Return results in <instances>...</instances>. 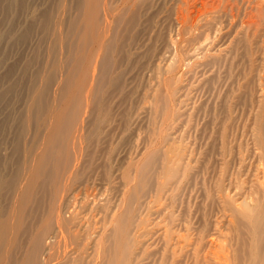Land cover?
<instances>
[{"label": "rangeland", "instance_id": "obj_1", "mask_svg": "<svg viewBox=\"0 0 264 264\" xmlns=\"http://www.w3.org/2000/svg\"><path fill=\"white\" fill-rule=\"evenodd\" d=\"M27 1L16 17L15 31L28 23L38 24L24 45L8 46V55L0 57V74L10 66L20 71L34 59L28 69L29 82L43 61L51 72L52 63L58 60L50 51V33L67 49L74 42L68 36L70 21L80 9L79 0H63L62 13L59 0ZM89 2L90 6L98 2L100 9L92 32L95 38L90 37L87 44L88 51H99L94 69L96 90L89 102L92 105L84 110L85 128L79 132L81 118L65 136L74 154L70 167L76 176L73 188L86 187L92 194L81 216L90 220L96 208L127 216L128 238L125 235L123 248H131L127 254H132L120 262L119 256V264H171L165 230L191 239V245L176 247L173 264H206L205 256L223 242V234L229 232L226 228L233 227L227 225V204L243 208L252 201L258 182L259 151L253 140L254 123L264 105V0ZM45 11L52 16L48 32L39 30ZM4 19L0 15V28ZM60 19L61 30H56L54 24ZM19 71L14 79L20 77ZM58 82L51 89L50 101L58 92ZM27 83L9 98L4 110L0 106V126L9 110L15 117L23 109ZM64 102L58 100V104ZM11 127L0 133L4 180L15 163L14 122ZM72 181L66 178L63 184L70 187ZM122 197L128 201L119 209ZM98 225L93 236L101 232ZM194 248L199 249L197 263ZM204 251L208 253L202 254Z\"/></svg>", "mask_w": 264, "mask_h": 264}, {"label": "bare ground", "instance_id": "obj_2", "mask_svg": "<svg viewBox=\"0 0 264 264\" xmlns=\"http://www.w3.org/2000/svg\"><path fill=\"white\" fill-rule=\"evenodd\" d=\"M27 2V0H0V15L5 17L3 26L0 28V57L8 55V46H20L26 42L38 24V22L28 23L21 30L15 31L16 17L26 8ZM78 5L79 14L77 13L78 16L70 21L68 35L74 42L68 49L60 44L56 34L50 33V51L58 57V60L51 65V72L47 69L48 62L43 61L41 69L33 71L32 80L26 81L30 71L28 69L35 64L34 59H31L20 71L16 66H10L0 74V106L2 107L8 105V101L10 103L9 98L23 83L24 85L29 83V85L27 83L28 96L23 109L19 110L15 117H13L14 112L9 110L4 117L5 122H2L0 126V133H2V130L7 126L11 127V123L14 122L16 136L15 143L12 144L14 145L12 156L15 163L5 180L2 176L0 156V264H119L116 262L119 256L120 262L131 253L127 254L131 248L127 250L123 248L128 238V233L126 235L125 231L128 228L125 221L127 216L117 217L115 210L112 214L108 212L107 214L105 210L108 209L96 208V214L91 216L90 220L82 217L81 209L89 203V196L92 194L88 193L86 187L73 188L76 176L70 173L72 170L70 167L74 154L69 150L71 147L69 148L68 142L65 143V136L81 118L79 132L85 128L84 110L88 111L89 106L92 105L89 102L96 90L93 89V83L96 80L94 69L98 64V57L96 58L98 49L93 50V48L88 51L87 44L90 37L95 38L92 32L98 24V11H100L98 2L90 6L89 0H79ZM57 6L62 13L63 0H59ZM44 13L46 17L39 23V30L48 32V22L52 16L48 15L49 11ZM61 21L62 19L55 22L54 29L61 30ZM96 37L100 39L102 35L98 33ZM6 40L7 43L2 49V44ZM17 42L18 44H15ZM65 55L67 56L62 58ZM17 71L20 72V77L14 79L13 76ZM58 80V92L53 94L50 101V93L53 91L51 89ZM89 85L91 87L87 92ZM59 99L65 102L58 104ZM4 108L6 107L2 110ZM95 124L97 123L94 121L93 127L96 126ZM254 124L256 140L253 141L255 150L259 151V155H256L258 158L256 164H259L260 168L254 166L258 170V174H255L258 182L255 184L254 193H251L252 201L244 205L240 203L244 206L240 209L233 208L232 202L227 204L230 217L227 225H233V227L226 228L229 229L226 235L222 233L224 240L219 241L217 248H213L214 245L211 243L213 240L210 242L213 247L209 245L208 248H213L214 251L205 256L206 264H264V105ZM78 137H80L79 141L83 139L81 133ZM253 169L251 168V171ZM252 172L250 175L253 177ZM66 178L71 181L75 179L72 185H69L70 187L63 184ZM254 181L256 180H253V183ZM69 192L68 198L66 196ZM126 201L128 200L120 203L119 209L125 206ZM92 209L91 212H94ZM128 209L124 210L126 214ZM102 213V218L99 217V221H95L96 216ZM96 223L101 230L99 236H93ZM223 228L225 229L224 226ZM222 231L225 230L222 229ZM164 232L165 244L170 250L171 264H173L177 258L176 250L180 249L179 245L183 243H187L186 246L191 245V239L184 234L175 236L170 230L169 233L167 230ZM177 246L178 249H176ZM114 252L115 257L118 255L117 258L114 257ZM198 252L199 249L194 248L192 256L195 263L199 261Z\"/></svg>", "mask_w": 264, "mask_h": 264}]
</instances>
